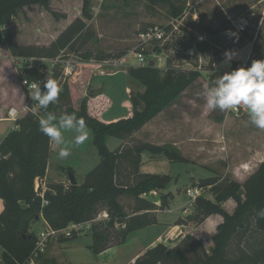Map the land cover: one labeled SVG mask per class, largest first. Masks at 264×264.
I'll list each match as a JSON object with an SVG mask.
<instances>
[{
    "label": "rangeland",
    "instance_id": "1",
    "mask_svg": "<svg viewBox=\"0 0 264 264\" xmlns=\"http://www.w3.org/2000/svg\"><path fill=\"white\" fill-rule=\"evenodd\" d=\"M177 2V5L183 7V11L175 16L165 2H157L153 5L148 0H91L92 18L88 19L82 12L83 0H51V9L59 16H55L53 12L42 5L32 4L24 7L17 17L10 21L8 28L13 32L19 44L49 46L68 24L77 18H83L87 24L82 33L85 36L75 42L73 51L69 49L55 57L60 60L55 67L56 74H58L56 80L61 85V90L63 83L66 82L69 89V103L74 109V103L80 99L81 88L87 90L86 97H88L93 93V90L90 89L92 85L88 82L93 78L97 82L104 81L105 93L115 103L111 111L104 114L105 118L114 114L126 117L129 108L125 106L124 102H131L132 95L145 90L139 81L128 74L129 67L138 64L135 52L141 49L139 33L156 26L166 30L165 42L153 44L147 50L149 56L153 57L151 51H155V48L159 49L156 52H159L160 62L155 60L157 62L154 65H149L161 69L173 67L200 75L147 126L144 125L145 127L143 126L124 140L110 137L107 143L112 150L124 147L128 149L127 147L141 146L148 142L172 144L175 140L185 139L190 134L193 135L195 142L189 149L190 155L195 158V165L189 161L154 160L151 162L158 173H166L171 176V181L164 191L169 194V199H172L171 209L181 210L183 206L193 205L194 213L184 216V219L187 220L194 218L198 213L197 198H206L208 193L214 194L212 191L214 187L209 184L213 183V186L221 187L228 180L243 183L264 161V157H256V160H251L253 169L249 171L251 173L245 175H241L239 169H235V162L241 154L249 152L254 146L258 150L264 148V130L257 129L248 123L246 109L212 110L207 107L206 97L203 95L207 88L214 86L213 82L225 72L241 66L247 67L253 60L264 59V0H181ZM241 20L246 23L244 31H239L235 27V24ZM229 31L238 33V41L226 34ZM226 50H234L237 55L231 61H227L224 57ZM0 52L2 55H11L14 59L3 60V63L12 72L11 82L15 90L12 92L11 98H14L21 106L25 96L27 99V88L23 85L20 77L23 58L26 57L12 55L7 45L1 46ZM101 56H107V59H101ZM124 56L127 57L126 64H114ZM51 59L52 57H47L46 60L50 62ZM2 70L0 67V75ZM1 84L2 78H0ZM31 107L34 111L41 113L38 102L31 104ZM66 112V107H63L61 111L58 110V118ZM55 113L53 114L55 115ZM41 114L43 115V113ZM217 117H222V119L219 120ZM12 124L3 123L2 126L11 127ZM87 130L88 139L81 145H75L73 142L77 134L75 130H65L64 143L72 151L71 155L64 159L59 158V149L51 142L54 150L49 160L52 163L47 179L49 184L70 185L69 172L71 170L78 183H82L85 175L100 162V155L93 143L92 130L89 127ZM121 146L123 147L121 148ZM208 149L212 156L206 152ZM201 163L204 165L200 166ZM210 169L214 174L209 173ZM129 173L130 163H126L121 171L123 180L126 177L127 180L132 179ZM210 175L212 176L206 178ZM196 180L198 181L196 182ZM196 189L199 192L194 197ZM148 196L158 199L157 192H151ZM121 202L124 204L126 212L131 214L135 199L123 196ZM3 208L4 202L0 198V213ZM159 210L163 211L159 216L165 225L172 214L165 212L168 209ZM177 211L175 213H179ZM105 212L102 211L98 215V220H105V215H102ZM179 220L183 221V218H179ZM46 226L42 217L33 222L31 231L38 234L45 230ZM89 230L84 229L75 233L76 238H72L69 243L61 246L63 251L60 253L61 261L64 260L65 264H99L96 254L89 248L92 243ZM152 232L148 231L147 234L151 236ZM182 237L173 243L165 244L173 247ZM51 238L47 248L50 241L58 240V236ZM263 239L264 232L257 230L254 223H251L250 230L242 239L236 237L232 241L229 257L239 258L242 254L241 247L252 250L262 245ZM203 242L208 250L211 246L213 247L212 238L208 242L206 240ZM119 245L111 247L115 248ZM68 246L71 248L65 250ZM47 248L43 252V256L46 254ZM2 258L3 249L0 246V261ZM41 259L39 258L36 263L50 264V262L45 263L46 259Z\"/></svg>",
    "mask_w": 264,
    "mask_h": 264
},
{
    "label": "trees",
    "instance_id": "2",
    "mask_svg": "<svg viewBox=\"0 0 264 264\" xmlns=\"http://www.w3.org/2000/svg\"><path fill=\"white\" fill-rule=\"evenodd\" d=\"M177 1L181 0H148L153 5L165 2L175 16L183 11ZM32 4L42 5L59 16L51 9V0H0V46L7 45L14 56L38 59L33 69L19 70L21 79L30 81L42 77V58H55L69 49L73 51L75 42L85 36L82 33L87 27L83 18H77L49 46L19 44L8 25L24 7ZM82 12L84 17L92 18L91 0H83ZM106 57L101 56V59ZM56 73L57 69L52 79L56 80ZM128 74L145 87L144 91L132 95L129 117L103 122L89 114L85 100L81 108L75 110L69 103L66 82L57 102L50 104L47 110L41 108L43 115L56 112L58 118V110L66 107V114L75 113L78 118H83L92 130L93 143L100 155V162L85 175L82 183L66 186L47 182L49 190L45 195L49 203L45 206H42L41 196L34 189L36 178L46 177L51 153L49 138L38 129L39 119L44 116L32 110L15 120L14 129L0 143V198L4 202L0 213V246L3 249L0 264H27L35 248L36 233L31 231V226L37 216L38 219L43 216L55 229L91 221L89 234L92 243L89 247L98 254L126 242L130 233L158 223L155 211L169 207L170 196L164 191L171 176L141 173V157L143 152H149L163 155L171 161H185L180 150L170 143L159 145L152 142L112 150L107 142L110 137L124 140L142 128L167 108L200 74L150 65L130 66ZM126 163H130L129 175L132 179L124 177L123 180L121 171ZM209 185L214 187L215 201L197 198L198 213L191 219L202 222L212 214L223 216L212 237L213 247L208 250L202 239L187 234L173 247L163 242L157 243L139 255L133 264H264V239L262 245L252 250L241 247L239 258L229 257L232 241L236 237L242 239L250 230L251 223L264 232V218L257 215L264 209V161L243 183L228 180L221 187H215L213 183ZM151 192H157V200L148 196ZM123 196L135 199L131 214L126 212L121 202ZM230 198L236 202L232 213L223 207V203ZM102 211H106L108 217L98 220ZM75 236V233L59 235L62 241Z\"/></svg>",
    "mask_w": 264,
    "mask_h": 264
},
{
    "label": "crops",
    "instance_id": "3",
    "mask_svg": "<svg viewBox=\"0 0 264 264\" xmlns=\"http://www.w3.org/2000/svg\"><path fill=\"white\" fill-rule=\"evenodd\" d=\"M9 59H13V57L11 55H6V54L2 55L0 52V67H2L3 69L2 74L0 75V78H2V84L0 85V143L3 141L6 135L15 127L14 126L15 120L9 118L8 116L9 109L12 107L20 109L26 102V96L21 106L18 102L14 100V98L13 99L11 98V94L15 90L11 82L12 72H11V69L7 67V65H4L3 63V60H9ZM16 74H17V79L19 80L20 78L17 72V67H16ZM19 82L21 83V81ZM89 83L90 85H92L90 89L93 90V93L90 96L86 97L87 90L85 88H81L80 99L76 100V103H74L75 109H79L81 106V101L86 100L87 109H88L89 114L92 115L93 117L98 118L99 120L103 122H113L118 119L125 118V117H122L120 114H114L111 117L105 118L104 114L111 111L112 106L115 105L114 100L105 93L106 88H105L104 81L97 82V80L93 78L88 82V84ZM124 104L125 106H127V108H129L127 112V116H126V117H129L132 111L131 102L125 101ZM3 123H13V124L11 127H5V126L3 127L2 126ZM149 123L150 122H148L145 126H147ZM194 142H195L194 137L193 135L190 134V135H187L185 139L173 141L172 144L175 145L180 150L181 154L185 158V161H189L195 165V162H194L195 158L194 156L190 155L191 152L189 149L191 146H193ZM154 143L159 144V145L166 144V143H157V142H154ZM51 144L52 146H51L50 156L52 154V151L54 150L53 143ZM206 152L210 153L209 156H212L209 149L206 150ZM256 157H264V148L262 150H258V148H255L254 146V148H252L249 152H245L244 154H241V156L235 162V165H234L235 169H239V172L241 175H245L246 173H251L249 172L251 169H253V167L251 166V163H252L251 160H256ZM154 160L173 162L169 160L168 158L164 157L163 155H154L149 152H143L141 165H140V172L141 173H158V171H156V169L151 164V162ZM199 165L201 166L204 164L201 163ZM248 165H249V168L247 169L246 167ZM51 167H52V163L51 161H49L46 179L49 178V172L51 170ZM203 167L207 168L206 166H203ZM209 171H210L209 173L214 174L213 170L210 169ZM160 174H166V173H160ZM211 176L212 175L207 176L206 178H209ZM197 181L198 180H196V182ZM171 197H173V195H171ZM206 198L212 201H215L214 194L211 195L208 193ZM192 206L193 205L188 204L186 206H183L181 210L177 209L179 210L177 211V210L171 209L169 205V207L166 208L168 210H166L165 212L171 213L172 217L168 219L167 222L164 221L165 225L162 223L161 216H159L160 212H163V211H160V210L155 211L156 216L158 218V223L149 225L145 228L138 229L130 233L126 242L120 244L118 247H115V248L111 247L98 254L93 251L96 254L95 256H96L97 263L99 264H133L135 259L139 255H141L151 246L155 245L157 242L173 243V241H175L176 239H178L179 237H182L183 235L187 233H190L194 235L195 237L200 238L204 241L206 240L208 242L213 237V235L216 233L217 226L223 221V216L220 214H212L200 223L195 222L193 219H190V218L187 220L184 219V216L186 214L190 215V213H194ZM223 206L228 212L232 213L236 207V202L234 201V199L231 198V199L226 200L223 203ZM176 211L179 213H175ZM179 218H183V221H180ZM44 222L47 225L45 220ZM148 231H153L151 236L147 234ZM60 237L58 236L59 241L58 240L50 241L46 254L44 256L43 254L41 255L42 259L41 257L40 259L41 260L46 259L45 263L50 262V264H65L64 260L61 261L60 259V253L63 252L61 246H63V244L65 243H69L70 240L62 241ZM68 248H71V246L66 247L65 250Z\"/></svg>",
    "mask_w": 264,
    "mask_h": 264
},
{
    "label": "clouds",
    "instance_id": "4",
    "mask_svg": "<svg viewBox=\"0 0 264 264\" xmlns=\"http://www.w3.org/2000/svg\"><path fill=\"white\" fill-rule=\"evenodd\" d=\"M226 34L236 41L239 39L236 32L229 31ZM236 55L234 50H226L224 53L227 61H231ZM213 84L214 86L207 88L203 94L209 109L221 111L246 109L248 123L264 130V59H256L247 67L241 66L225 72ZM43 88L46 91L42 93L40 82H34L29 95L33 101L38 102L40 108L47 110L50 104L56 103L59 99L61 85L55 79L46 78ZM9 115L15 117L17 110L11 108ZM38 129L58 147V156L61 159L70 156L72 151L64 143L65 130H75L77 133L73 140L75 145H81L88 139L87 124L75 113L64 114L57 118L49 112L39 119ZM257 215L264 218V209H261Z\"/></svg>",
    "mask_w": 264,
    "mask_h": 264
},
{
    "label": "built area",
    "instance_id": "5",
    "mask_svg": "<svg viewBox=\"0 0 264 264\" xmlns=\"http://www.w3.org/2000/svg\"><path fill=\"white\" fill-rule=\"evenodd\" d=\"M235 27L239 30V31H244L246 29V23H244V20H241L240 22L235 24ZM140 35V43L139 46L141 47L140 50H138L137 52H135L136 58L138 60V64L133 66H147L149 65L151 62H160V56H158L159 52H156L158 50L155 51H151V55H153V57L149 56V52L146 53V51L148 50V48H150L151 45H155V44H160L162 41L165 42L166 39V30L164 28L158 27L156 26L155 28L151 27L148 28L142 32L139 33ZM161 53V52H160ZM47 58H42L41 61V66H42V72L43 75L39 80H33L30 81L27 78H23L22 79V83L23 85L27 88V99L25 104L22 106V108L17 109V115L15 117H12L10 115L9 118L11 119H18L21 116H23L25 113H27L28 111H32V107L31 104H34L36 101H33L29 95L30 90H31V85L32 83H39L40 82V87H41V92H43V82L46 80V78L52 79L54 71H55V67L56 65H58L59 63V58H52L51 60H49L50 62H47L46 60ZM38 60L36 58H23V68H28V69H33L34 68V62ZM157 60V61H155ZM118 61V63H117ZM114 62V64H126L127 63V57L124 56L122 57L120 60H117ZM71 73V72H70ZM66 75V74H65ZM66 78V76H65ZM13 108V107H12ZM11 109V108H10ZM9 109V110H10ZM9 114V111H8ZM247 168V167H246ZM34 189L35 192L41 196L42 199V206H45L49 203V201L46 198V192L49 190V186L47 183V179L45 178H36L35 180V185H34ZM195 195L199 192L198 189L194 190ZM192 194V192H191ZM102 215H105V217H108V213L105 212ZM43 217V216H42ZM45 220V219H44ZM47 223V222H46ZM91 221H87V222H80V223H72L70 224L68 227L63 228V229H55L53 227H51L48 223L47 226L45 228V230L41 231L40 233L36 234V243H35V248L33 253L31 254V256L28 259L27 264H37V260H39V258L41 257V255L43 254V252L46 250L47 246H48V242L49 239L53 236H59L60 234H63L65 236H70L73 233H79L82 230H89L91 227Z\"/></svg>",
    "mask_w": 264,
    "mask_h": 264
},
{
    "label": "water",
    "instance_id": "6",
    "mask_svg": "<svg viewBox=\"0 0 264 264\" xmlns=\"http://www.w3.org/2000/svg\"><path fill=\"white\" fill-rule=\"evenodd\" d=\"M151 65H154V62H151L150 63ZM69 178H70V182H71V184H76V183H78V181H77V179H76V177H75V174L73 173V172H69ZM39 217L37 216V219H38ZM5 264V263H4Z\"/></svg>",
    "mask_w": 264,
    "mask_h": 264
}]
</instances>
